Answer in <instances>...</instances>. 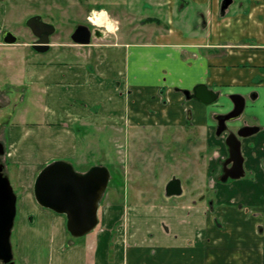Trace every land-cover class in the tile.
Here are the masks:
<instances>
[{
    "label": "crops",
    "instance_id": "crops-1",
    "mask_svg": "<svg viewBox=\"0 0 264 264\" xmlns=\"http://www.w3.org/2000/svg\"><path fill=\"white\" fill-rule=\"evenodd\" d=\"M206 3L195 4L202 20L199 33L170 20L155 37L124 39L116 34L102 40L95 45L100 51L96 56H85L86 64L80 58L69 65L54 63L43 52H34L24 60L23 80L14 74L18 82L7 88L36 91L46 102L41 121L25 119L30 113L25 108L22 121L0 127L5 162L20 167L18 185L27 199L35 198L39 166L77 157L78 135L87 143L93 139L91 130L117 131L125 139L148 127L162 136L174 128L179 139L193 142V135L203 142L207 172H216L207 186L213 188L211 198L129 201L116 197L123 182L114 183L102 197L97 228L83 243L61 244L56 262L47 264H264V0H242L230 17L228 9L222 14ZM214 23L225 29L205 35ZM5 45L29 47L27 41L8 44L0 39V48ZM198 83L219 92L220 100L206 104L187 98L184 90ZM3 91L0 103L7 96ZM252 92L251 117L239 122L260 127L242 140L246 174L255 177L245 174L217 183L219 165L229 152L225 135L216 133L217 115L233 109L231 94L250 98ZM109 169L113 180V173L122 172ZM66 223V217L57 218L61 232Z\"/></svg>",
    "mask_w": 264,
    "mask_h": 264
},
{
    "label": "rangeland",
    "instance_id": "rangeland-1",
    "mask_svg": "<svg viewBox=\"0 0 264 264\" xmlns=\"http://www.w3.org/2000/svg\"><path fill=\"white\" fill-rule=\"evenodd\" d=\"M240 1L242 0L233 1L227 11L228 17L238 11ZM196 2L197 0H0V26L2 30L20 34L22 41L29 42L33 34L26 28V18L36 11H42L45 18L53 22L58 29L51 40L55 45L52 50L42 53L43 58L59 64L65 61L68 65L74 64L73 61L80 58L86 64L85 56L90 53L96 56L100 52L94 49L95 45L102 40H110L111 36L116 34L123 36L124 39H133L139 35L146 38L152 35L155 37V31L164 32L162 28H168L171 22L175 24L176 20L178 26L193 28L199 33L202 20L198 18L200 9L195 5ZM220 4L221 0H208L206 6L219 11ZM207 7L203 8L204 11ZM184 10H188L189 14L183 12ZM78 24H89L100 29L102 34L93 37L89 45L75 44L71 33ZM218 29L225 28L219 27V23H214L204 31V34L215 33ZM29 54L35 55L28 46L5 45L0 48V88L5 92L3 95H7L0 103V127L3 124L22 121L25 108H30V113L25 119L32 120L33 123L41 121L44 117L46 102L38 92L30 90L24 94L20 93V90L7 88L10 82H18L14 74L20 75V79L23 80L24 62ZM92 62H95V59ZM249 103H252L251 96L242 114L243 117L240 118L250 119L251 116L247 115V109L251 107ZM147 129V132L142 131L131 137L128 135L125 139L117 131L96 133L91 130L93 139L89 140L88 144L83 134H79V154L75 158L69 157L65 160L71 162L75 169L81 172L96 164L106 165L112 171L118 168V171L122 172L119 175L114 173L116 177L110 180L107 191L114 183L123 182L120 191L116 192V197H122L124 200L126 198L129 201L159 202L170 198V201H175L201 198L203 195L211 198L214 191L207 186L210 183L209 178H215L216 172L215 168L207 172L206 163L209 158L206 150L200 148L203 142L200 139L195 141L197 137L193 135L191 136L193 142L184 138L179 139L174 135L176 133L174 128H171L169 133L166 132L165 136H162V133L153 134L149 127ZM80 158L85 160L83 164L77 161ZM2 160L5 162L4 156ZM5 166L6 169L8 166V176L18 197L17 215L11 237L14 264H26L28 261L39 264L56 262L61 244L69 246L71 241L83 243L86 235L74 237L68 232L67 226H64L65 233L61 232L62 228L58 226L57 218L66 217L65 215L41 206L35 198L33 200L25 198L24 188L18 185L20 168L18 165L5 162ZM43 167L39 166V172ZM219 168L221 170L220 165ZM196 169L197 172L194 171ZM246 175L247 178L255 177L251 172ZM174 176L181 180L183 194H167V184ZM118 178L121 179L116 180ZM235 180L229 179L227 182ZM216 181L226 183L219 179ZM116 225H119V222ZM113 257L112 252V262Z\"/></svg>",
    "mask_w": 264,
    "mask_h": 264
},
{
    "label": "water",
    "instance_id": "water-1",
    "mask_svg": "<svg viewBox=\"0 0 264 264\" xmlns=\"http://www.w3.org/2000/svg\"><path fill=\"white\" fill-rule=\"evenodd\" d=\"M233 0H222L221 11L224 14ZM27 25L32 29L36 39L32 46L39 52L50 48V36L55 32L54 23L45 22L41 15L27 19ZM97 36H100V29ZM92 30L86 24H78L71 38L74 43L89 45ZM3 41L13 44L18 37L11 31H6ZM187 98H196L203 103L211 104L218 100L219 92L206 83L196 84L192 90H184ZM234 107L226 114H218L217 134L221 135L228 128V122L239 118L246 107V97L240 93L230 95ZM252 98H256L253 93ZM260 130L256 125H243L238 132H229L226 144L229 147V157L225 161L223 181L239 179L245 176L244 156L242 153V138L249 137ZM5 154V144L0 140V262L14 263L12 232L17 215L18 197L14 191L2 156ZM231 164L230 166H227ZM111 180L108 166L96 164L81 172L65 159H56L47 163L38 173L34 182V196L43 207L49 208L66 216L67 230L74 237H83L97 228L100 222L99 209L102 197ZM166 192L168 195L182 193L181 180L176 176L169 180Z\"/></svg>",
    "mask_w": 264,
    "mask_h": 264
},
{
    "label": "flooded vegetation",
    "instance_id": "flooded-vegetation-1",
    "mask_svg": "<svg viewBox=\"0 0 264 264\" xmlns=\"http://www.w3.org/2000/svg\"><path fill=\"white\" fill-rule=\"evenodd\" d=\"M221 5H222V0H221V4H220V12L222 13V11H221ZM223 14V13H222ZM34 15H41L42 16V19L45 21V22H49V23H53V22H51L50 20H47L46 18H45V16H44V12H42V11H36L35 13H32V14H30L26 19H28L29 17H31V16H34ZM25 19V20H26ZM24 20V21H25ZM27 21V20H26ZM55 25V24H54ZM88 26L90 27V29L92 30V35H91V40H92V38L93 37H97V28H95V27H92L91 25H89L88 24ZM55 27H56V25H55ZM26 28L27 29H30V32H31V34H33V36H32V39L28 42V45H29V48L30 49H32L34 52H37V50H35L34 48H33V46H32V43H33V41L36 39V36L34 35V33H33V31H32V29L27 25V23H26ZM6 32V30H3L2 31V34H1V37H2V40H3V35H4V33ZM58 32V29H57V27H56V30H55V32L50 36V39L52 40V36L54 35V34H56ZM14 33V32H13ZM25 33V32H24ZM17 37H18V41L16 42V43H20V42H24V41H22V39H20L21 38V36H20V34H17V33H14ZM72 34V33H71ZM100 34H102L101 33V30H100ZM55 45V43H52V41H51V43H50V48L48 49V50H52V47ZM58 46H62V44H58ZM47 50V51H48ZM39 52V51H38ZM253 93L254 92H252L251 94H250V96L252 97V95H253ZM245 96V95H244ZM246 97V96H245ZM246 100H247V102H248V100H249V98H248V96L246 97ZM246 108V107H245ZM227 113V112H226ZM226 113H223V114H226ZM242 116V115H241ZM240 118V117H239ZM239 118H237L236 120H232V121H229L228 122V128H227V130L224 132V133H222L221 135H225V141H226V136L229 134V132H232V131H234V132H238V130L243 126V124L242 123H240L239 122ZM217 125H218V123H217ZM217 131V130H216ZM220 135V136H221ZM244 138H242V140H243ZM229 157V152H228V154L225 156V158L221 161V165H220V167H221V172H219V175H218V177H217V179H219V180H221L222 182H226V181H223L222 180V176H223V174L225 173V161L227 160V158ZM231 164H229V165H227V166H230ZM229 179H231V178H229ZM228 179V180H229ZM227 180V181H228ZM5 264V263H4ZM12 264H14V263H12Z\"/></svg>",
    "mask_w": 264,
    "mask_h": 264
},
{
    "label": "trees",
    "instance_id": "trees-1",
    "mask_svg": "<svg viewBox=\"0 0 264 264\" xmlns=\"http://www.w3.org/2000/svg\"><path fill=\"white\" fill-rule=\"evenodd\" d=\"M115 174H117V173H115ZM113 176L116 177V176L114 175V173H113Z\"/></svg>",
    "mask_w": 264,
    "mask_h": 264
}]
</instances>
